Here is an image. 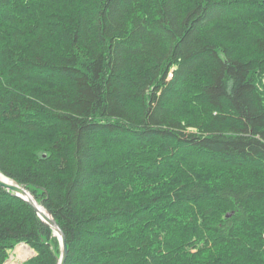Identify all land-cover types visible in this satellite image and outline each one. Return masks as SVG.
Masks as SVG:
<instances>
[{"label": "trees", "instance_id": "trees-1", "mask_svg": "<svg viewBox=\"0 0 264 264\" xmlns=\"http://www.w3.org/2000/svg\"><path fill=\"white\" fill-rule=\"evenodd\" d=\"M0 172L66 264H264V0H0Z\"/></svg>", "mask_w": 264, "mask_h": 264}, {"label": "water", "instance_id": "water-1", "mask_svg": "<svg viewBox=\"0 0 264 264\" xmlns=\"http://www.w3.org/2000/svg\"><path fill=\"white\" fill-rule=\"evenodd\" d=\"M0 173L4 175L2 172ZM0 185L28 202L36 210L42 220L54 230L61 244V255L59 257L58 264H66L68 256L66 235L53 214L47 209L44 203L38 202L33 194L25 186L18 184L13 179H10L5 175L4 178H0Z\"/></svg>", "mask_w": 264, "mask_h": 264}, {"label": "rangeland", "instance_id": "rangeland-1", "mask_svg": "<svg viewBox=\"0 0 264 264\" xmlns=\"http://www.w3.org/2000/svg\"><path fill=\"white\" fill-rule=\"evenodd\" d=\"M23 244L25 246H23ZM36 255V251L26 243H21L10 252L7 264H19Z\"/></svg>", "mask_w": 264, "mask_h": 264}, {"label": "bare ground", "instance_id": "bare-ground-1", "mask_svg": "<svg viewBox=\"0 0 264 264\" xmlns=\"http://www.w3.org/2000/svg\"><path fill=\"white\" fill-rule=\"evenodd\" d=\"M0 178H4V175H2L1 173H0ZM23 246H25V245L23 244Z\"/></svg>", "mask_w": 264, "mask_h": 264}]
</instances>
